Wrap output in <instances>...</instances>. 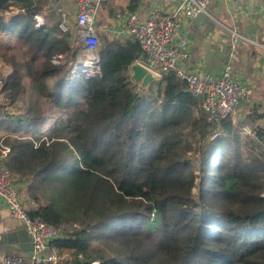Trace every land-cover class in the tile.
Here are the masks:
<instances>
[{
    "label": "trees",
    "instance_id": "1",
    "mask_svg": "<svg viewBox=\"0 0 264 264\" xmlns=\"http://www.w3.org/2000/svg\"><path fill=\"white\" fill-rule=\"evenodd\" d=\"M50 1L0 0L2 46L33 54L9 60L0 93L19 109L0 120L31 213L62 229L52 243L74 264H264V128L209 122L175 71L142 88L133 38L102 39L99 71L76 70L85 46Z\"/></svg>",
    "mask_w": 264,
    "mask_h": 264
},
{
    "label": "crops",
    "instance_id": "2",
    "mask_svg": "<svg viewBox=\"0 0 264 264\" xmlns=\"http://www.w3.org/2000/svg\"><path fill=\"white\" fill-rule=\"evenodd\" d=\"M132 1L98 0L95 28L101 42L104 38L120 40L131 38L126 30L125 19L119 14L131 12ZM177 3L178 0H137L134 12L141 18H146L154 11L159 15H165L173 12ZM50 4L60 12L67 13L71 32L78 38L77 0H51ZM209 12L214 21L213 25L206 23L204 18L199 20L198 16L186 18L180 24L175 41L186 40L188 51V55L180 60V64L183 69H202L214 76H220L235 40L238 60L234 62V74L251 88V94L241 101L232 118L235 124L242 125L243 135L254 137V130L257 127L264 128V49L254 42L234 38L232 31L236 30L252 41L264 43V0H211ZM46 14L45 10L38 15V24L47 22ZM82 56H86V53L81 54L79 58ZM144 59L145 55H142L137 61ZM11 71L12 67L0 56V75L4 73L7 76ZM255 110L263 114V117L256 118V121L253 119L254 115L250 116ZM8 123L0 120V153L7 137ZM9 154L4 158L9 157ZM16 185L27 207L32 209L35 202L28 191L29 182L17 178ZM23 228H25L23 222L12 214L6 201L0 197V264H4V258L9 254L22 256L26 264H43L35 262L33 255L20 249V243L17 244L19 249L9 250V247L14 246H11L5 236ZM51 248L61 253L64 259L62 263L72 262L73 249L60 248L54 242H51Z\"/></svg>",
    "mask_w": 264,
    "mask_h": 264
},
{
    "label": "built area",
    "instance_id": "3",
    "mask_svg": "<svg viewBox=\"0 0 264 264\" xmlns=\"http://www.w3.org/2000/svg\"><path fill=\"white\" fill-rule=\"evenodd\" d=\"M210 1L178 0L174 11L165 15H159L154 11L146 18H141L137 12L131 11L127 14L121 13L119 16H123L125 19L128 35L137 40L143 49L145 59L139 61L157 73L159 77L165 71H175L179 77L186 80L189 90L195 96L203 98L202 107L207 114V120L216 122L231 115L241 101L251 94V88L234 74V62L238 60L235 40L220 76H214L202 69H183L180 60L188 55L187 41H175L177 30L184 19L196 17L200 13H205L211 17L208 9ZM97 12L98 0H77L78 39L85 46L84 64L89 59L93 60L92 66L87 65L90 67L88 69L90 73H95L100 69L99 47L101 41L95 28ZM60 26L63 30H70L68 15L64 11H62ZM232 32L234 38L254 42L264 49V43L252 41L236 30ZM77 69L84 70L82 67ZM7 76L4 73L0 75V88L5 85ZM1 115L0 110V117ZM2 146L0 153V197L6 201L12 214L18 217L29 231L34 246L33 260L43 264H64L60 252L51 248V242L62 234V229L53 222L31 213L16 185L15 174L4 161V157L9 153L10 148L4 143ZM79 256L83 258V254ZM4 264H26V262L22 256L9 254L4 258ZM92 264H98V261H93Z\"/></svg>",
    "mask_w": 264,
    "mask_h": 264
},
{
    "label": "water",
    "instance_id": "4",
    "mask_svg": "<svg viewBox=\"0 0 264 264\" xmlns=\"http://www.w3.org/2000/svg\"><path fill=\"white\" fill-rule=\"evenodd\" d=\"M203 18L205 19L206 23H209L211 25L214 24V21L211 19V17H209L205 13H200L198 15V19L202 20ZM83 57L84 56L80 57L77 60L76 68L82 67V69H84L83 71L88 72V68H86L84 64ZM131 71L133 80L138 83L142 88H147L151 83H153L157 78H159L157 73L149 69L145 64L140 61H136L131 65ZM5 238L11 244V246H14L9 247V250L14 251L15 249H19V247H17V244L20 243V249L28 251L30 255L34 254L32 237L26 228L10 232L5 236Z\"/></svg>",
    "mask_w": 264,
    "mask_h": 264
},
{
    "label": "rangeland",
    "instance_id": "5",
    "mask_svg": "<svg viewBox=\"0 0 264 264\" xmlns=\"http://www.w3.org/2000/svg\"><path fill=\"white\" fill-rule=\"evenodd\" d=\"M209 7H210V4L208 6V9H209ZM70 31H71V28H70ZM10 38H12V37H10ZM2 39L3 38L1 37V34H0V56H2V53L6 56V61H5L4 57L3 56L2 57H3L4 61L7 64H9V66L12 67V70L14 68H13L12 63L9 60L15 58V60L18 62V64H23V63L30 61L32 59L33 54L28 51L27 44L18 42L16 40V38H14L13 39L14 47L11 49H6L5 46H2V44H3ZM13 56H15V57H13ZM41 59L42 58H39L38 63H41ZM55 62H58L57 58L55 59ZM156 81H154V82H156ZM1 89H2V87L0 88V90ZM10 101H11V99L9 97H6V96H4V94L0 93V110H1V112H4L5 109H9L10 111H13V112L18 111L20 99H17V101L13 100V102H10ZM9 102H10V104H9ZM3 104L4 105L6 104V106H4ZM6 132H7L6 136H8L9 133H11L10 131H6ZM20 133L21 132H18L16 134H20ZM75 225L79 226V224H77V223H75ZM63 261H64V259H63Z\"/></svg>",
    "mask_w": 264,
    "mask_h": 264
},
{
    "label": "bare ground",
    "instance_id": "6",
    "mask_svg": "<svg viewBox=\"0 0 264 264\" xmlns=\"http://www.w3.org/2000/svg\"><path fill=\"white\" fill-rule=\"evenodd\" d=\"M92 62H93V60H92V61L89 60V62H86L85 64H86V66H87V65H91V66H92V65H93ZM87 68L90 69V67H88V66H87ZM91 69H92V67H91Z\"/></svg>",
    "mask_w": 264,
    "mask_h": 264
}]
</instances>
